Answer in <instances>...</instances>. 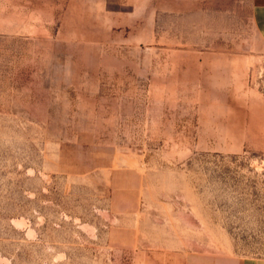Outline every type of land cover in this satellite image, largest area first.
<instances>
[{
    "label": "rangeland",
    "instance_id": "1",
    "mask_svg": "<svg viewBox=\"0 0 264 264\" xmlns=\"http://www.w3.org/2000/svg\"><path fill=\"white\" fill-rule=\"evenodd\" d=\"M264 260L253 0H0V264Z\"/></svg>",
    "mask_w": 264,
    "mask_h": 264
},
{
    "label": "crops",
    "instance_id": "2",
    "mask_svg": "<svg viewBox=\"0 0 264 264\" xmlns=\"http://www.w3.org/2000/svg\"><path fill=\"white\" fill-rule=\"evenodd\" d=\"M257 31L264 37V0H253ZM241 264H264L262 259H247Z\"/></svg>",
    "mask_w": 264,
    "mask_h": 264
}]
</instances>
